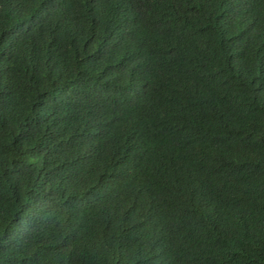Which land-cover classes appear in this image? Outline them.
Wrapping results in <instances>:
<instances>
[{
	"label": "trees",
	"instance_id": "16d2710c",
	"mask_svg": "<svg viewBox=\"0 0 264 264\" xmlns=\"http://www.w3.org/2000/svg\"><path fill=\"white\" fill-rule=\"evenodd\" d=\"M0 264H264V0H0Z\"/></svg>",
	"mask_w": 264,
	"mask_h": 264
}]
</instances>
